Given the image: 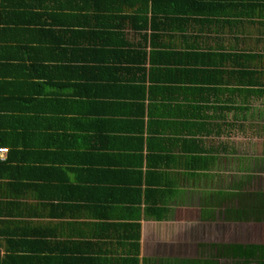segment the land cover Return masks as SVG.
Returning a JSON list of instances; mask_svg holds the SVG:
<instances>
[{
    "label": "crops",
    "instance_id": "obj_1",
    "mask_svg": "<svg viewBox=\"0 0 264 264\" xmlns=\"http://www.w3.org/2000/svg\"><path fill=\"white\" fill-rule=\"evenodd\" d=\"M0 148L2 264L217 261L264 212V0H0Z\"/></svg>",
    "mask_w": 264,
    "mask_h": 264
},
{
    "label": "trees",
    "instance_id": "obj_2",
    "mask_svg": "<svg viewBox=\"0 0 264 264\" xmlns=\"http://www.w3.org/2000/svg\"><path fill=\"white\" fill-rule=\"evenodd\" d=\"M264 196V195H262ZM258 202H261V199H258ZM263 205H264V198L262 199ZM263 213L260 210V214ZM254 214H245L243 219L246 220H252V216ZM259 216V214H257ZM262 215V214H261ZM257 219V218H256ZM260 219V218H258ZM262 224H264L263 221H261ZM262 238V235H261ZM217 256V258H226V259H232L236 258L239 259L240 262L241 260L249 261V259H259L261 261V264H264V244H243V243H237V244H223L221 246L217 247V253L214 255ZM4 263V262H3ZM0 264H2V261L0 260ZM190 264H219L218 260L217 261H208V262H195L193 261Z\"/></svg>",
    "mask_w": 264,
    "mask_h": 264
},
{
    "label": "rangeland",
    "instance_id": "obj_3",
    "mask_svg": "<svg viewBox=\"0 0 264 264\" xmlns=\"http://www.w3.org/2000/svg\"><path fill=\"white\" fill-rule=\"evenodd\" d=\"M249 140L247 137H241V141H240V147H247ZM246 163H249L247 161V159H245ZM242 162V163H243ZM258 174V173H257ZM256 175V174H254ZM258 178V175H257ZM261 188H263L262 186H260ZM256 190H258V188H256ZM262 214V215H261ZM259 213V216L256 214L251 215L252 216V221L254 219L253 222H250V226L247 224H240L241 225V230H238L237 232H235V234L237 233L239 235V238H246L247 234L251 233L252 237H253V241H259L260 240V234L262 235L261 241L264 242V224H262L261 221L264 222V212L263 213ZM245 214H239L238 217H241ZM257 218V219H256ZM260 218V219H258ZM243 220V217L241 218V221ZM236 236L234 235L233 237L231 236V238H235ZM238 239V238H237ZM236 238L234 240H237ZM259 239V240H258ZM239 241H243V239H238ZM229 241V239L227 240Z\"/></svg>",
    "mask_w": 264,
    "mask_h": 264
},
{
    "label": "flooded vegetation",
    "instance_id": "obj_4",
    "mask_svg": "<svg viewBox=\"0 0 264 264\" xmlns=\"http://www.w3.org/2000/svg\"><path fill=\"white\" fill-rule=\"evenodd\" d=\"M241 224L251 225L250 221L249 222H241ZM238 239H237V243L239 241ZM240 239H243V242H242L243 244H256V243L257 244H260V243L264 244V242L261 241V234H260V240L258 239L259 241H256V242L253 241V237H252L251 233L247 234L246 238L242 237ZM237 243H235V244H237ZM219 260H223V262H222L223 264H261V261L259 259H249V261H245L243 259L240 262H236V261H239V259H236V258H232V259L219 258L218 261ZM219 264H221V263L219 262Z\"/></svg>",
    "mask_w": 264,
    "mask_h": 264
},
{
    "label": "built area",
    "instance_id": "obj_5",
    "mask_svg": "<svg viewBox=\"0 0 264 264\" xmlns=\"http://www.w3.org/2000/svg\"><path fill=\"white\" fill-rule=\"evenodd\" d=\"M7 151V148H0V155L3 156Z\"/></svg>",
    "mask_w": 264,
    "mask_h": 264
}]
</instances>
